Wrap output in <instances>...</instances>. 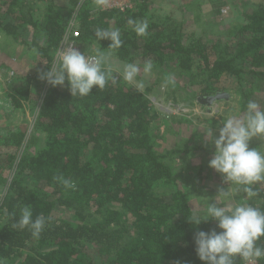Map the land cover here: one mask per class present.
<instances>
[{
	"label": "trees",
	"instance_id": "obj_1",
	"mask_svg": "<svg viewBox=\"0 0 264 264\" xmlns=\"http://www.w3.org/2000/svg\"><path fill=\"white\" fill-rule=\"evenodd\" d=\"M67 1L70 10L61 12L58 5L47 2L46 10L35 18L36 1L0 0V64L6 65L3 55L9 47L11 51L19 47L35 65L34 75L16 64L8 66L12 75L5 96L13 111L28 100L31 111L36 110L30 131L23 126L0 130V261L204 264L195 252V235L220 230L213 220L193 225L187 218L193 213L203 216L206 209L199 206L195 212L191 195L197 200L212 192L185 186L190 175L195 183L211 179L212 168L190 160L203 159L201 153L208 157L212 150L201 142H189L191 135L185 143H177L179 130L171 126L192 125L191 115L179 111L160 118L166 129L159 132L156 120L162 113L146 96L150 89L141 92L105 67L116 82L104 89L93 86L88 96H72L67 81L53 87L39 78L53 67L54 53L74 17L82 52L97 46L118 62L151 60L152 70L163 76L171 64L187 83L177 86L184 90L183 97L174 96L173 84L165 87L164 95L174 105L229 92L237 106L231 116L243 115L247 102L256 101L254 85L264 86V2L247 4L244 21L224 28L222 36L214 24L189 36L185 32L189 22L183 17L153 21L147 16L148 0H134L133 9L125 12L95 11L93 0ZM129 19L147 20L148 35L137 36ZM97 28H119L123 45L113 50L108 48L110 41L97 42ZM153 82L159 83L156 78ZM200 121L220 128L217 120ZM249 147L258 148L254 143ZM60 175L74 181L75 189L57 182ZM254 187L259 194L252 205L264 210V183ZM25 205L31 207L33 219L39 214L47 218L39 239L27 228L13 227ZM257 243L264 245V237ZM236 264L244 262L237 259ZM257 264H264V259Z\"/></svg>",
	"mask_w": 264,
	"mask_h": 264
},
{
	"label": "clouds",
	"instance_id": "obj_2",
	"mask_svg": "<svg viewBox=\"0 0 264 264\" xmlns=\"http://www.w3.org/2000/svg\"><path fill=\"white\" fill-rule=\"evenodd\" d=\"M128 24L137 36L148 35V21L129 19ZM96 41L108 40L109 49H119L123 45L119 28H97ZM75 44L62 47L57 53L53 67L40 74V79L47 81L55 87L63 85L65 81L70 86L72 96H88L93 86L104 89L111 81L115 83L110 71L103 65L106 57L98 49L94 56L79 51ZM153 62L147 60L143 64V73L151 74ZM141 72L139 65L126 63L123 66V79L137 89L144 87V82L137 77ZM169 76L165 79L163 87L173 84ZM206 138L214 145L212 158L208 166L221 174L223 181L230 186L218 188L217 195L223 200H232L238 193H244L243 201H250L258 196L254 187L264 183V151L257 147L250 148L249 142L253 137H264V110L255 100H249L243 115H233L223 121L218 130V136L213 138L210 127L205 131ZM65 189H75V182L62 175L55 177ZM193 225L202 221L213 220L220 231L211 229L207 232L201 230L195 235V252L204 264H236L240 259L244 264H257L264 259V245L257 242L264 237V210L251 203L241 202L228 206L216 200L206 202L203 216L193 213L187 218ZM47 218L39 214L33 219L30 206L20 209L19 218L14 228L28 229L34 239H39L43 232ZM0 264H3L0 261Z\"/></svg>",
	"mask_w": 264,
	"mask_h": 264
},
{
	"label": "rangeland",
	"instance_id": "obj_3",
	"mask_svg": "<svg viewBox=\"0 0 264 264\" xmlns=\"http://www.w3.org/2000/svg\"><path fill=\"white\" fill-rule=\"evenodd\" d=\"M36 1V4L33 6L35 9V12H33L35 18H39L41 16L42 12L46 10L45 4L48 2V4H55L58 5L60 8V11L62 12L64 10L68 11L70 10L71 4L67 0H45V4L41 0H34ZM79 1V0H78ZM165 1H168L169 3H165ZM188 0H148V12L147 16H151L152 20L158 21L163 20V18L172 16L173 19L177 21H181L182 17L185 18L186 21L189 23H185V32L189 36H192V34L197 35L202 30L209 29L210 26L216 25L217 29L221 30V34L219 30H216V36L220 34L222 36L224 28L232 27L234 25H237L239 23H242L244 21V18L242 16L243 9L247 4L255 5L259 1L264 2V0H207L208 3L216 8L212 10L211 6L206 4L205 6L201 7L200 4L196 5V2L192 0V4L187 2ZM248 1V2H247ZM167 7H171L170 14L164 16L165 13L168 11L165 9ZM211 8V9H210ZM218 9L219 14L216 13V10ZM72 10V9H71ZM212 10V11H211ZM74 11H76V8H74ZM222 11H224L222 13ZM163 15V16H162ZM150 17V18H151ZM74 20L73 17L70 19V22ZM69 22V23H70ZM75 24V21H74ZM76 28L78 29V26L75 24ZM223 27V28H220ZM217 38V37H216ZM94 48L89 53L86 52V55L94 56L97 54V50L99 49L97 46H93ZM82 49V48H81ZM7 53H4L3 57L6 59V65L0 64V130H5L7 127L12 126L13 128L16 126H23L26 130H31L32 126L34 124L35 120V113L36 110L31 111L32 105L30 104L29 100L28 102L23 101L22 109L13 111L12 103L7 99L5 94L9 91V82L11 80V71L9 69L10 66H14L15 64L20 67L21 71H25L26 73H29L31 75L35 74L34 71V62L32 59L28 58L26 56L25 49L17 47L15 51H11L10 47L6 50ZM104 56L106 57L105 63L103 67L111 70L114 75H117L121 79H123V66L126 63L118 62L111 54L104 53ZM15 59H14V58ZM8 59V60H7ZM8 62V65H7ZM12 63V64H9ZM135 64L139 65L141 68V72L138 75L137 79L142 80L144 82V87L142 89H138L141 92L145 93V89H150L149 93H145L146 96L152 101L153 106H158L160 109L164 110L163 103L171 102L170 98H166L164 95L165 87H163V83L167 77H171L174 81L173 87L175 88L176 92L174 93V96H180L183 97L184 90L180 87H186L187 83L186 80H184L183 77L179 76L173 65L168 64L166 67L167 69V75L163 76V74L159 73L156 74L155 71L152 70L151 74L145 75L142 71L143 64L140 62H135ZM9 66V67H8ZM156 78V80L159 82L156 84V82H153V79ZM40 79V78H39ZM124 80V79H123ZM45 82V80H44ZM180 87H177V86ZM185 85V86H184ZM133 86V85H132ZM134 87V86H133ZM136 88V87H135ZM137 89V88H136ZM255 91V98L256 102L260 104V107L262 110H264V86L261 84H255L253 87ZM44 89H41V92ZM35 92H40L35 90ZM228 94V99L223 101H215L210 105L209 107H205L204 105L200 104L196 99L191 102H185L181 101L179 105H175L176 108L179 111L184 112L185 114L191 115V122L192 125L185 126L182 125L179 129L177 127V124H172L171 126L177 130H179V133L177 134V143H185V138H188L190 135L189 142L196 143L201 142L204 146L209 147L212 151L211 154L208 157H205L202 153L200 156L203 158L199 160L197 158L195 160H190V163L192 164H199L205 167V169L210 168L208 166L209 160L212 158V154L214 152V145L212 144L211 140L206 138L205 130L209 127L207 125H204L201 123L200 120L204 118H211L214 120H217V123L220 127H222V123L224 120L229 118L234 111L237 110V106L234 99V95L230 94L229 92H225ZM41 99V98H40ZM150 101V102H151ZM172 103V102H171ZM159 104V105H158ZM157 107V108H158ZM167 115L162 114L159 115V117L156 120V128L159 129V132H163L166 128L164 127V123L161 122L160 118H165ZM176 126V127H175ZM173 128H170V130H174ZM213 133V138L218 136V129L213 128L211 129ZM199 131L200 134L195 133ZM161 134V133H160ZM171 136L174 134H170ZM189 135V136H188ZM198 135V136H197ZM166 142L164 140L160 141V144L162 147H164V144ZM253 144L258 146V149L261 151H264V137H253L249 144ZM202 160H204L202 162ZM195 161V162H194ZM202 162V164H201ZM195 165H191L192 174L196 173L197 169L194 167ZM201 166V167H202ZM215 172V173H214ZM213 176L211 175V179L204 178L203 180L198 181L195 179L196 183L194 182V179L192 175L188 177L186 188H202L203 190L209 189L212 194H208L209 196H204L203 198L195 199V197H192V208L196 212L199 210V206L203 207L206 206V202L208 200L209 203L214 202L216 200L218 203H223L228 206H233L234 204L241 203V202H247L253 204L256 200V197H254L250 201H243V197L241 193H238L235 195L234 199L232 200H223L221 201V198L219 196H216L217 189L218 188H226L230 191V186H228L224 181L223 177L217 176L216 171L212 169ZM204 176V175H203ZM194 184V186H193ZM196 192L194 189L193 194ZM1 196V195H0ZM239 198V200H238Z\"/></svg>",
	"mask_w": 264,
	"mask_h": 264
},
{
	"label": "built area",
	"instance_id": "obj_4",
	"mask_svg": "<svg viewBox=\"0 0 264 264\" xmlns=\"http://www.w3.org/2000/svg\"><path fill=\"white\" fill-rule=\"evenodd\" d=\"M88 0H79V4H83L87 2ZM95 2L96 10L95 11H101V12H106V11H120V12H125L128 10L133 9L134 0H93ZM224 11H222L223 13ZM74 18V17H73ZM79 38V29L76 28L74 24V20H72L69 23L67 32L65 34V37L62 41V43L58 46L54 53V63L56 62L57 59V53L62 47H67L68 45L75 44L74 46L82 52L80 46L77 44V40ZM159 105V104H158ZM163 107L165 109L162 110L158 106L156 108L158 111L162 114L166 115H176L179 113V110L176 108V106L171 103H163Z\"/></svg>",
	"mask_w": 264,
	"mask_h": 264
},
{
	"label": "water",
	"instance_id": "obj_5",
	"mask_svg": "<svg viewBox=\"0 0 264 264\" xmlns=\"http://www.w3.org/2000/svg\"><path fill=\"white\" fill-rule=\"evenodd\" d=\"M227 99H228V94H226V93H216L213 96H208V97H204V98H198L197 101L200 104L204 105L205 107H209L215 101H221V100H227Z\"/></svg>",
	"mask_w": 264,
	"mask_h": 264
},
{
	"label": "crops",
	"instance_id": "obj_6",
	"mask_svg": "<svg viewBox=\"0 0 264 264\" xmlns=\"http://www.w3.org/2000/svg\"><path fill=\"white\" fill-rule=\"evenodd\" d=\"M210 1V0H209ZM188 3H190V4H192V0H188L187 1ZM194 3L196 2V5L197 4H200L201 5V7H203V5L205 6L206 4H208V5H210L209 3H208V1L207 0H197V1H193ZM211 2V1H210ZM165 3H169L168 1H165ZM213 4H211L210 6H212ZM168 12L167 13H165L164 14V16H166V15H168V14H170V12H171V7H167V8H165ZM163 16V15H162Z\"/></svg>",
	"mask_w": 264,
	"mask_h": 264
}]
</instances>
